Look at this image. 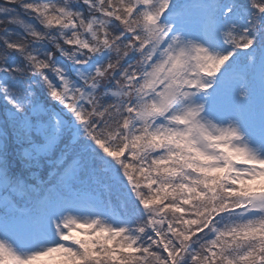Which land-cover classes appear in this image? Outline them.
<instances>
[{
	"label": "snow or ice",
	"instance_id": "1",
	"mask_svg": "<svg viewBox=\"0 0 264 264\" xmlns=\"http://www.w3.org/2000/svg\"><path fill=\"white\" fill-rule=\"evenodd\" d=\"M0 264H264V0H0Z\"/></svg>",
	"mask_w": 264,
	"mask_h": 264
}]
</instances>
